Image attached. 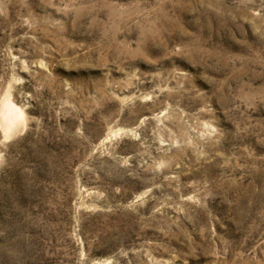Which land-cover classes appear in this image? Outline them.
I'll list each match as a JSON object with an SVG mask.
<instances>
[{"label":"rangeland","instance_id":"obj_1","mask_svg":"<svg viewBox=\"0 0 264 264\" xmlns=\"http://www.w3.org/2000/svg\"><path fill=\"white\" fill-rule=\"evenodd\" d=\"M0 264H264V0H0Z\"/></svg>","mask_w":264,"mask_h":264},{"label":"bare ground","instance_id":"obj_2","mask_svg":"<svg viewBox=\"0 0 264 264\" xmlns=\"http://www.w3.org/2000/svg\"><path fill=\"white\" fill-rule=\"evenodd\" d=\"M10 110H11V109H10ZM13 110H15V111H16V109H15V108H14ZM13 110H12V111H13ZM17 111H18V110H17ZM17 111H16V112H17ZM20 114H21V113L17 112V114H16L15 116L19 118V117H20ZM15 119H16V118H15ZM9 123H10V121H9ZM10 126H11V125H10Z\"/></svg>","mask_w":264,"mask_h":264}]
</instances>
